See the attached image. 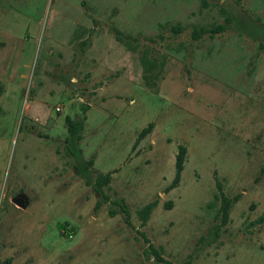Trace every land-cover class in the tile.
Returning <instances> with one entry per match:
<instances>
[{
    "label": "rangeland",
    "instance_id": "obj_1",
    "mask_svg": "<svg viewBox=\"0 0 264 264\" xmlns=\"http://www.w3.org/2000/svg\"><path fill=\"white\" fill-rule=\"evenodd\" d=\"M166 262L264 264V0H0V264Z\"/></svg>",
    "mask_w": 264,
    "mask_h": 264
},
{
    "label": "trees",
    "instance_id": "obj_2",
    "mask_svg": "<svg viewBox=\"0 0 264 264\" xmlns=\"http://www.w3.org/2000/svg\"><path fill=\"white\" fill-rule=\"evenodd\" d=\"M223 30V27L221 26H217L215 28H211V29H206V28H199V29H194L192 31V39L193 40H199L201 39L203 36L205 35H210V36H213L214 34L216 33H219ZM173 32L175 34L181 32L179 28H173ZM69 125H68V134L70 136V140L72 143H75L77 140H78V134H79V131L81 129V122L78 121L76 118L72 119L71 121L70 120H67ZM151 130V126L149 125L148 127H146L145 129H143L141 131V133L139 134L137 140H136V143L137 144L140 140H142ZM185 155H186V148L183 147V146H179L178 147V154L176 156V163H175V167H176V172H175V175H174V179H173V182L171 183V185L169 186L168 189H173L175 187H177V185L179 184L180 182V177H181V173L183 171V168H184V161H185ZM92 165L91 162L88 163L87 166H90ZM87 166H84L83 169L86 170L87 169ZM78 173H81V170L79 168L76 169ZM108 180H109V175H105V176H101L99 177V182H98V186L95 188L96 192L98 194H101V186L108 183ZM229 205L230 203L229 202H225L223 204V220L227 218V213H228V210H229ZM155 207V203H151L149 204L143 211V219L146 220L151 212V210ZM124 213H125V218H126V221L128 223V220H129V216H128V212L126 210V208H122ZM59 229L61 230H64L65 229V225H60L59 226ZM140 235L143 237L144 241L148 244V248L149 250L151 251L152 253V256L155 258V260H159L160 257L159 255L157 254V252L155 251V249L152 247V244H150L149 240L146 238L145 234L144 233H140ZM166 264H171L169 262H166Z\"/></svg>",
    "mask_w": 264,
    "mask_h": 264
},
{
    "label": "water",
    "instance_id": "obj_3",
    "mask_svg": "<svg viewBox=\"0 0 264 264\" xmlns=\"http://www.w3.org/2000/svg\"><path fill=\"white\" fill-rule=\"evenodd\" d=\"M12 202L21 209H24L26 207V203L23 197H16L12 200Z\"/></svg>",
    "mask_w": 264,
    "mask_h": 264
}]
</instances>
